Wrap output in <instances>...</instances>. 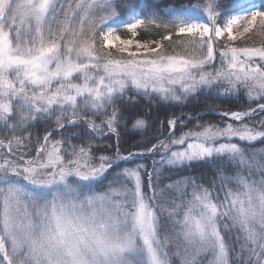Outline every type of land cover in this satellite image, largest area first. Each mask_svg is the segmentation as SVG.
<instances>
[{"label": "snow or ice", "instance_id": "1", "mask_svg": "<svg viewBox=\"0 0 264 264\" xmlns=\"http://www.w3.org/2000/svg\"><path fill=\"white\" fill-rule=\"evenodd\" d=\"M183 7L205 19L172 6L142 15L132 0H0V264H232L233 255L264 264V148L233 142L264 143V43H233L264 29V10ZM140 27L164 34L118 35ZM241 89L243 108L213 112L222 123L189 115L196 125L177 137L185 125L171 116L170 139L158 133L142 151L120 153L123 135L149 127L138 97L183 104ZM38 121L54 127L33 140ZM105 136H115L116 153L97 156ZM156 154L216 171L208 186L183 178L160 187L154 160L101 187L118 161Z\"/></svg>", "mask_w": 264, "mask_h": 264}, {"label": "trees", "instance_id": "2", "mask_svg": "<svg viewBox=\"0 0 264 264\" xmlns=\"http://www.w3.org/2000/svg\"><path fill=\"white\" fill-rule=\"evenodd\" d=\"M206 0H132V3L136 6V11L142 15H147L151 10L167 9L169 6L174 7L181 15L189 17H204L202 12L191 8H185L183 6L192 4H203ZM220 5L221 10L225 14L229 12L239 11L241 9L247 8L249 6H256L259 10H264V0H217ZM126 19L122 17V20ZM120 28L118 32L123 31ZM137 37L143 40H154L160 39V36L164 34L163 29L150 28L145 31L143 27L136 30ZM183 37H174V39H182ZM166 47H168L169 42H163ZM237 46L241 43H234ZM169 52H172V48H168ZM176 51H182L181 48H176ZM118 56V54H117ZM247 104V100L244 95V91L241 89L237 97H223L217 96L215 93H200L196 97L190 98L187 102L180 104L175 102H160L155 98H145L138 97L135 108L140 111L148 123V130H138L134 135H123L119 141V150L122 155H127L129 152L141 151L145 147V141H151L155 143L153 137L158 133H163L160 137L165 138L168 134L167 119L171 116H180L185 118L189 115L196 116L198 113H204L207 110L221 111V110H239ZM258 119V117H257ZM164 121V126H160V121ZM99 122V121H98ZM197 120H190L189 123L183 128L177 127L175 129V136H179L181 132L187 131L196 125ZM199 123H222L221 117L213 114H204L200 117ZM47 127H54V125L46 124L45 121H38L33 127L32 131L34 133L33 140H35L36 135L43 136ZM76 130V129H70ZM143 132L141 135L140 133ZM240 144L242 147L251 150L252 148H264V143L254 142L253 144H248L247 142L234 140ZM117 140L115 136H105L102 139L97 140L96 144V155H100L102 152L108 155H115L117 150ZM151 143L147 144V147L151 146ZM177 147V146H176ZM33 154L34 149H33ZM158 162L159 170L161 173V179L159 182L160 187H164L173 181L180 180L183 178H195L198 183H203L208 186L213 179V175L216 171L215 166L211 163H192L191 165L184 166H169L167 164L159 163L161 160L160 154L156 155H145L136 156L128 161H118L116 166L109 171L107 174L108 178L103 181L102 188L106 189L109 185V181L115 176V173L121 171L123 168L135 167L137 164H143L149 170L153 167V161ZM234 171L230 169L231 172ZM145 180V191L147 192V176L144 177ZM114 186V185H113ZM151 195V193H149ZM166 195H174L172 192H166ZM230 239L234 240L235 233L226 234ZM232 264H237L234 255L231 257ZM173 264H180L179 257L172 256Z\"/></svg>", "mask_w": 264, "mask_h": 264}, {"label": "rangeland", "instance_id": "3", "mask_svg": "<svg viewBox=\"0 0 264 264\" xmlns=\"http://www.w3.org/2000/svg\"><path fill=\"white\" fill-rule=\"evenodd\" d=\"M249 8L257 9V7L251 5L247 8H244V10L249 9ZM199 19H205V17H199ZM238 30L242 31L243 30L242 26ZM118 35H120V37L123 39H136V40H140L141 42L147 41V40H143V39L138 38L137 35L135 37H132L131 33H128L125 29L121 32H118ZM225 39H226V37H225ZM236 42L241 43L240 45H243V46H260L262 43H264V29H261L259 24L257 23V25L249 33H246L245 36L241 40L236 41ZM236 42H233V43H236ZM169 53H171V52H169ZM217 55H218V53H217ZM182 122L186 126L189 123V120L182 118ZM165 137H168L169 139L171 138V137H169V134H167V136H165ZM174 147H176V146H174ZM133 152H135V151H133ZM136 152H140V151H136ZM117 186L118 185H114L113 187H117Z\"/></svg>", "mask_w": 264, "mask_h": 264}, {"label": "water", "instance_id": "4", "mask_svg": "<svg viewBox=\"0 0 264 264\" xmlns=\"http://www.w3.org/2000/svg\"><path fill=\"white\" fill-rule=\"evenodd\" d=\"M212 113V112H211Z\"/></svg>", "mask_w": 264, "mask_h": 264}]
</instances>
